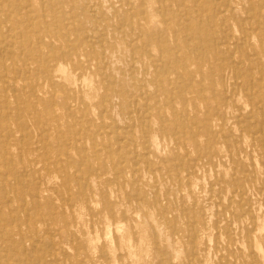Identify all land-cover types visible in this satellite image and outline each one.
Returning a JSON list of instances; mask_svg holds the SVG:
<instances>
[{"label": "bare ground", "instance_id": "1", "mask_svg": "<svg viewBox=\"0 0 264 264\" xmlns=\"http://www.w3.org/2000/svg\"><path fill=\"white\" fill-rule=\"evenodd\" d=\"M102 2H107L110 10L114 8L115 2L130 5L128 0H0V45H2L0 50L12 52L15 49H21L27 54V57L29 56L22 63L33 69L29 77H25V81H27L25 85L14 80L12 83L15 86L12 92L0 94V129L3 132V135L0 136V241H2L0 244V264H24L26 259L30 264H55V250H60V248L56 247L57 244L53 241L45 243L38 240L36 228L37 220L49 213V210L42 207L43 203L39 202V198L46 195L54 183L52 178L55 176L51 175L53 172L51 167L71 169L76 163L84 166L91 165L86 157L88 155L85 153L87 143L90 142L95 146L97 137L103 134L102 140L104 142L107 138L106 145L108 146L106 148H108L110 140L108 134L110 132L117 134V136L122 134L118 128L116 131L111 129V124L106 123L103 113L99 110L100 116L102 115L98 117L101 120L100 125L90 120V122L88 120V122H83L77 117V114L71 115L70 121L60 122V118L53 119L50 129L54 132V140L51 141L49 136H46L45 141L36 147V142L30 141L31 137L28 136L27 128L29 125L27 127L22 119L25 116L29 117V115L38 116V102L44 99L45 86L55 85L56 81H59V85L63 82L65 86L74 82L77 84L83 80L82 77L86 71L97 67V59L100 55L91 48H93L96 38L102 39L104 34L94 31L93 33H84L83 31L86 30L84 20L88 22L91 20L88 8L99 6L101 8ZM161 2V7L154 11L160 18V26L157 30L148 29V18H142V20H146V25H138V29L136 28L140 33L139 35L143 34L146 37V44L142 48V52L150 60L153 68L150 72H145L144 78L140 80L142 84L139 80L133 79L134 82L130 86L144 88L147 91V85L154 84V82L158 84L159 88H156L155 92H159L160 97L161 95L163 97L162 107L172 111L175 130L191 139L199 152H216L218 148H224L231 155H237L243 150L240 144L246 140L249 145L253 146L252 148L257 147L260 153L264 155V0H168V2L161 0ZM143 4V1L140 0V7H144L140 11L146 10ZM127 18L129 17H123L122 20ZM104 20L98 21L96 19L95 27L103 22L111 23ZM78 25L82 31L78 30ZM150 48L158 51L154 58L151 57ZM4 55L0 57L1 69L6 72L12 69L13 73H17L19 69H14L13 57ZM70 64L73 65V69H67ZM10 66L13 68H9ZM23 70L25 71V69ZM3 80L5 82L6 79ZM4 82L1 81L3 86ZM113 84L115 83L113 82ZM95 87L94 85L92 88L95 89ZM4 88L6 89V87ZM68 92V98L73 102L72 106L75 112L87 115V107H90L88 101L90 93L82 92L79 94V90V92H73L74 95L71 96V92ZM174 98L179 100L178 102L183 107L182 110H177ZM188 103L194 108L193 115L185 111ZM201 105L205 107V110L199 115L197 108ZM69 114H73V112L70 111ZM105 114L107 115V113ZM121 130L123 131V128ZM43 131L42 129L41 132ZM17 137L22 142H20L22 144L20 147L19 144L16 146L12 144L13 141L18 140ZM122 137L124 138V135ZM202 138H205L204 141ZM53 142H55V147L52 145ZM182 143L184 142L182 141ZM175 146H177L176 143ZM53 148L60 153L54 152V155L66 157L64 164L61 162L64 161L63 158L60 161V158H56L57 156H52ZM72 150L78 155V160L74 159ZM97 150L96 148L93 153H97ZM105 150L107 152V149ZM185 153L187 157L188 152ZM121 155L123 156V154ZM26 156L29 158L25 159ZM118 158H120V154ZM174 160L176 159L174 158ZM98 162H101L99 158L94 164ZM210 163L214 164L213 162ZM89 165L86 166L83 175L76 178L71 177L72 175L67 176L66 181L77 183V186L73 190L68 188L71 193L64 202L65 207L69 208L72 205L70 202L72 199H78L76 201L80 204L81 202H88L91 195L85 191L84 186L88 185L89 182H99L100 176L106 173V167L113 164L103 160L98 167L102 170L101 173L91 172ZM150 165L152 166V164ZM195 166L196 164L190 163L187 168L192 170ZM119 169L121 170L120 167ZM42 170H47V178H42L38 184L35 181V174L41 173ZM176 170L178 169L176 168ZM213 170L215 172L214 167ZM244 172L241 173V176L233 177L228 182L238 189L237 191L241 195L246 192L245 185L242 184ZM167 174L169 176L168 172ZM186 176L188 175L186 174ZM170 181L172 180L170 179ZM127 195L129 194L127 193ZM144 196L136 192V198L139 199L138 202L143 212L150 207L147 204L146 196ZM133 197L135 198V195ZM158 198L160 197L158 196ZM244 205L246 206V204ZM182 212L184 216H188L184 222V228H187L188 231L187 236L193 241L192 243H195L198 240L197 232L199 230L197 227L204 229L207 223L206 219L200 211H190L184 208ZM220 213L223 217L222 212ZM233 214L240 218L248 215L249 212L248 209L234 208ZM249 218L251 217L249 216ZM231 229L229 228V230ZM245 232L247 235V231ZM49 235L52 234L49 233ZM83 250L79 246L78 254L85 257L87 252ZM222 252L220 253L222 254ZM197 260L199 259L197 258ZM222 260H224L221 261L224 264H259L258 257L245 256L241 253H236L233 260H228L227 256H224ZM189 261L192 260L189 259ZM165 263L173 264L168 259L165 260Z\"/></svg>", "mask_w": 264, "mask_h": 264}, {"label": "rangeland", "instance_id": "2", "mask_svg": "<svg viewBox=\"0 0 264 264\" xmlns=\"http://www.w3.org/2000/svg\"><path fill=\"white\" fill-rule=\"evenodd\" d=\"M128 1L130 5L115 2L112 10L108 7L107 2H102L101 8L100 6L88 8L91 20L90 22L84 20L86 30L83 32L93 33L94 31L104 34V38H96L94 46L91 48L100 55L97 59V67L86 71L82 77L83 80L77 84L74 82L65 86L63 82L59 85V81H56L55 85L45 86L44 99L38 102L39 114L37 117L39 119L33 115L22 118L27 127L29 125L27 128L28 136L31 137L30 141L36 142V147L45 141L46 136H49L51 141L54 140V132L50 129L53 119L60 118V122L70 121L71 115L77 114V117L83 122L90 120L100 125L101 120L98 117L102 115L100 116L99 110L105 116L103 118H105L106 123L111 124V129L116 131L118 128L122 133L118 136L112 132L108 134L110 139L108 148H106L108 146L106 145L107 138L104 142L102 140L103 134L97 137L95 146L90 142L87 143L85 153L88 155L86 157L91 164H87L90 166L91 172L101 173L102 170L98 167L103 160L114 165V167H112L113 165L106 167V173L100 176L99 182H89L88 185L84 186L85 191L91 195L88 202H81L80 204L76 201L78 199H72L70 201L72 205L69 208L64 205L69 193H71L68 188L73 190L77 186V183L67 182V176L72 175L71 177L76 178L83 175L87 165L76 163L71 169L51 167L53 171L51 175L55 176L52 178L54 183H52L46 195L39 198V202L43 203L42 207L49 210V213L37 220L38 240L45 243L53 241L57 244L56 247L60 248V250L54 249L56 251L55 264H166V259L172 261L173 264H202L201 262L224 264L221 262L224 261L222 260L224 256H227L228 260H233L236 253L245 256L252 255L254 258L258 257V263L264 264V155L260 153L257 147L252 148L253 146L249 145L246 140H243L241 144L238 143L243 149L237 154L239 157L231 155L224 148H218L216 152H199L191 139L175 130L172 111L162 107L163 97L162 95L160 97L159 92H155V89L159 88L158 84L154 82V84L147 85V91L144 88L130 86L135 79L140 82L144 78L145 72H150L153 68L147 56L143 55L142 48L146 44V37L143 34L139 35L137 26L146 25V20L144 21L142 18H148V29L157 30L160 26V18L154 11L161 7L162 2L161 0H142L146 10L140 11L144 8L143 6L140 7V0ZM163 1L168 2V0ZM135 13L138 15L141 13V15L138 16ZM126 16L129 18L125 19L126 22L124 23L122 18ZM96 19L98 21L105 19L104 21H110L111 23L106 24L103 22L95 27ZM117 21L120 23L118 24ZM78 30L82 31L79 25ZM15 41L17 42V40ZM150 50L151 57L154 58L158 51L154 48H150ZM0 51V57L5 54L4 56L16 59V61L12 60L13 67L19 69L17 73H13L12 69L6 72L0 67V94L3 92L11 93L15 86L12 82L18 80L20 84L25 85L27 83L25 77H29L33 69L22 63L29 56L27 57V54L21 49H15L12 52ZM13 67L10 66L9 68ZM67 69H73V65H68ZM28 70L29 72H27ZM4 72H6L5 76L3 75ZM3 79H6L5 82ZM1 81L4 82V86ZM94 85L96 86L95 89L92 88ZM68 91L71 92V96L74 95L73 92H79V94L82 92L90 93L88 99L90 107H87V115L75 112L72 106L73 102L68 98ZM178 101L174 98L175 107H177V110H182L183 107ZM204 110L203 105L197 108L199 115ZM70 111L73 114H69ZM185 111L192 115L195 112L190 103L186 104ZM162 121H166V123ZM42 129L43 132H41ZM111 129L109 128V131ZM46 131H48V135ZM2 135L3 132L0 129V136ZM173 136H175L174 139ZM117 138L119 139L117 140ZM17 139L12 144L14 146L19 144L20 147L22 142L18 137ZM204 139L202 138V141ZM175 143L177 146H175ZM54 144L55 142L52 143L53 146ZM96 148L98 150L97 153L94 152L95 155L93 151ZM52 150V156H57L56 158H60V161L63 158L64 161L61 162L64 164L66 157L54 155V152H58L55 148ZM185 152L190 154L187 153L186 157ZM72 154L74 159L78 160V155L74 150H72ZM119 154L120 158H118ZM175 156H178V158ZM105 157L106 159H104ZM27 158L29 157L26 156L25 159ZM98 158L101 162L94 164ZM145 158H147V163ZM250 159L252 162H250ZM240 162L242 163L240 164ZM190 163L192 165L196 164L192 170L187 168ZM246 169L247 171H245ZM243 172L245 176L242 177V184L245 185L246 194L241 195L237 191L238 189L228 182L233 177L241 176ZM47 173V170H42L41 173H38L39 175L35 174V181L39 184L42 178H47ZM132 191L135 193V198ZM136 192L146 196L144 197L150 207L145 209V212L139 205ZM107 193H109L108 197ZM184 208L190 211H200L207 222L204 229L197 227V230H199L197 232L198 240L195 243H192L193 241L187 236V228H184V222L188 218V216H184V211L182 212ZM234 208L248 209L249 214L238 218L233 214ZM219 211L222 212L223 217ZM220 217L222 218L220 219ZM217 218L219 219L217 220ZM241 219L243 221H240ZM229 228L232 229L229 230ZM182 229L183 231H181ZM244 229H246L247 235ZM48 232L52 235H49ZM189 242L191 243L189 244ZM254 245L257 247L255 248ZM79 246L84 249L83 251L86 250L85 257L78 254ZM219 251H223L222 254ZM163 254L165 255L163 256ZM186 254L188 257H186ZM189 259L192 261H189ZM27 263L30 264L28 259L24 264Z\"/></svg>", "mask_w": 264, "mask_h": 264}]
</instances>
